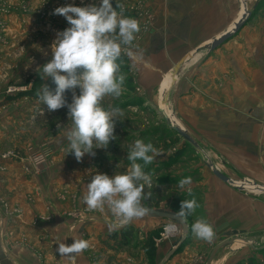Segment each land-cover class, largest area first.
I'll use <instances>...</instances> for the list:
<instances>
[{
	"label": "rangeland",
	"instance_id": "obj_1",
	"mask_svg": "<svg viewBox=\"0 0 264 264\" xmlns=\"http://www.w3.org/2000/svg\"><path fill=\"white\" fill-rule=\"evenodd\" d=\"M242 1L252 15L240 35L249 42L246 48H253L257 53L255 57L261 56L259 68L264 72V0H221L218 7L227 6L234 12L233 20H229L231 25L242 15ZM111 2L114 8L122 4L123 16L139 22L141 31L134 41V45H138V49H134L137 53L164 21L155 11L169 10L174 4V0ZM100 3L101 0H0V264H155L156 255L152 261L151 253H147L143 245L151 240L155 253L167 247L175 250L174 255L190 249L200 264H206L211 251L227 239L224 234L232 229H241L240 237L254 247L264 246V194L249 191L251 187L245 193L238 192L245 197L246 212L237 215L230 212V205L237 204V199L228 197L213 181L212 173L205 166L206 158L196 154L163 121L159 111L160 94L168 74H162V79H153L146 74L147 68L140 65L138 56L121 55L117 62L120 74L125 75L122 94L118 98L106 96L102 101L106 110L119 108L122 112L114 129L116 138L106 148H94V156L85 154L79 162L69 152L66 130L72 122L68 108L49 112L38 101L37 92L51 79H41L37 69L52 59L51 45L57 32L70 26L63 16L53 15V10L66 5L84 7ZM251 52L247 56H251ZM76 93L79 94V88ZM68 98L71 103V91ZM172 101L171 89L167 110L171 120L177 121ZM137 139L151 142L161 153L152 164L143 166L144 171L152 175V188L145 187L152 196L143 201L144 206L151 201V209L175 214L180 211L183 200L195 198L200 206L184 220L188 234H183L176 223L148 213L122 227L103 228L106 234L89 241L90 247L81 253H59V244L70 246L74 239H84L82 232L91 229L89 222L96 216L106 219L110 213L107 208L103 212L89 211L83 202L87 185L97 173L110 177L126 173L130 167L127 153ZM200 147L217 169L234 172L201 140ZM138 162L143 165L142 161ZM187 177L192 178L191 195L188 186L179 187V181ZM37 202L48 204L45 213H36ZM52 204L64 210L58 212ZM79 205L83 206L82 210ZM56 219L69 221L67 235L53 233L51 239L49 235H40L41 230L37 228L41 223L51 227ZM197 219H204L213 226L215 237L211 243L194 236L192 225ZM83 220L89 224L82 225ZM112 221L115 223L113 217ZM169 224H176L177 231L166 233L165 226ZM125 226L137 231V243H132L130 249L115 252L110 249L114 243L109 235ZM151 232L152 235H148ZM76 255H79L78 263ZM250 261L264 264V251L236 241L218 250L211 264H250Z\"/></svg>",
	"mask_w": 264,
	"mask_h": 264
},
{
	"label": "crops",
	"instance_id": "obj_2",
	"mask_svg": "<svg viewBox=\"0 0 264 264\" xmlns=\"http://www.w3.org/2000/svg\"><path fill=\"white\" fill-rule=\"evenodd\" d=\"M218 1L221 0H174L169 10L155 11L156 16L164 17V21L147 42L141 44L140 52L134 55L139 57L140 65L147 68V75L162 79V74H168L183 57L233 27L238 20L229 25L234 12H230L226 5L224 9L218 7L221 5ZM240 31L213 52L198 55L184 65L172 87V107L178 118L175 122L188 130L199 145L200 140L204 142L211 153L234 170L228 173L218 169L223 175L235 182L248 180L264 187V72L259 68L262 58L255 57L257 53L253 48H246L249 42L245 41L243 34L240 35ZM250 52L251 56H247ZM233 175L241 177L235 179ZM213 181L228 197L237 199V204L230 205V212L234 211L236 215L246 212V200L242 194L214 176ZM47 206L46 202H37L34 208L39 215L45 213ZM52 207L58 212L64 210L57 204H52ZM79 207L82 210L83 206ZM81 222L82 225L88 223L87 220ZM89 223L91 229L84 230L82 234L90 243L97 236L106 234L105 229L114 224L110 213L106 219L96 216ZM41 225L37 228L41 230L40 235H49L50 239L53 233L67 235L70 228L68 220L56 219L51 227L47 223ZM174 253L175 250L169 247L159 248L155 264H200L193 250ZM77 257L78 263L79 255Z\"/></svg>",
	"mask_w": 264,
	"mask_h": 264
},
{
	"label": "clouds",
	"instance_id": "obj_3",
	"mask_svg": "<svg viewBox=\"0 0 264 264\" xmlns=\"http://www.w3.org/2000/svg\"><path fill=\"white\" fill-rule=\"evenodd\" d=\"M123 10L122 4L114 8L111 0H101L99 6L66 5L55 8L52 13L63 16L70 26L57 32L51 45L52 59L37 69L41 79L50 78L54 82L55 90L44 84L37 97L49 112L68 108L72 126L66 130V138L70 142L69 152L78 162L85 154L94 156V148H106L116 138L114 129L122 112L119 108L106 110L102 101L106 96H121L125 75L120 74L117 61L122 54L129 57L137 54L134 49H138V45H134V41L141 31L139 22L124 17ZM66 91L72 93L71 103L66 99ZM160 154L151 142L135 140L127 153L130 167L126 173L92 176L83 196L87 209L103 212L107 208L115 221L111 227L123 226L147 215L149 209L143 201L151 198L152 192L145 193L144 189L152 188V175L146 173L143 166L152 164ZM191 184V177L179 181L181 189L188 186L189 195ZM199 206L195 198L183 200L175 215L183 221ZM176 231V224L165 226L166 233ZM192 232L197 239L208 243L215 237L213 226L204 219L193 223ZM89 247V241L74 239L70 246L59 244L57 250L61 254L81 253Z\"/></svg>",
	"mask_w": 264,
	"mask_h": 264
},
{
	"label": "water",
	"instance_id": "obj_4",
	"mask_svg": "<svg viewBox=\"0 0 264 264\" xmlns=\"http://www.w3.org/2000/svg\"><path fill=\"white\" fill-rule=\"evenodd\" d=\"M242 6L244 8V13L242 16L237 20V22L234 23L233 27L223 33L222 35L212 39L210 42L206 43L205 45L201 46L200 48H197L194 50L192 53L186 55L183 57L181 60H179L173 68L169 71V74L171 76V84L170 86L165 89L162 92L161 95V100H160V105L162 108L159 109L160 113L163 115V121L166 125L169 126V128L176 133L184 142H186L196 154L200 156H204L206 158L205 160V166L208 168V170L212 173L214 177H216L219 181L230 187L231 189L240 192V193H245L247 192L248 187L254 188L256 191H258L261 194H264V187L259 186L253 182H250L248 180H244L242 182H235L232 179L226 177L223 175L212 163L211 160L206 156V154L202 151L200 145L196 142V140L183 128L178 126L175 121L171 120L168 118V116L165 115L163 107L169 108L168 105V99H169V94L170 91L175 83V79L180 73L181 69L184 67L185 64L189 63L194 57L198 55H207L217 48H219L222 44L230 40L233 36H235L246 24L250 16L252 15V11H248L246 5L244 4V1H242ZM255 9V8H254ZM147 208V207H146ZM149 209V208H148ZM149 214L160 219H165L169 220L171 222L176 223L177 225L180 226L182 233L183 234H188V225L186 222L183 220H180L179 217H177L175 214L170 213V212H164L160 210H154V209H149ZM237 231H232V232H227L224 234L226 240L220 242L210 253L206 264H211L215 254L220 250L221 248L231 246L234 244L236 241H241L244 242L247 246L251 247V249L256 250V251H264V246L260 247H254L251 242H249L247 239L240 237Z\"/></svg>",
	"mask_w": 264,
	"mask_h": 264
},
{
	"label": "trees",
	"instance_id": "obj_5",
	"mask_svg": "<svg viewBox=\"0 0 264 264\" xmlns=\"http://www.w3.org/2000/svg\"><path fill=\"white\" fill-rule=\"evenodd\" d=\"M49 87L50 90L54 91L56 85L54 84V82L52 80H49L46 83ZM66 99L69 100V91H66L65 93ZM38 98V97H37ZM145 193H147L148 191L146 190V188L144 189ZM153 195H155V193H153ZM151 203V201H150ZM148 202L147 207L149 209H151V204ZM189 230V228H188ZM137 233V231L132 227V226H125L122 229H120L119 232H113L109 235V240L112 241L114 243V246L110 247L111 250L116 251H121L122 249H130L132 247V243L136 242V238H135V234ZM148 235H152V232ZM137 243V242H136ZM146 243V244H145ZM143 243V245H145L144 250L147 253H151L150 258L152 261H154V257L156 255L155 253V245L154 242L151 240L149 242H145ZM148 243H150L148 245ZM255 262L250 261V264H254ZM153 264V262L151 263ZM256 264V263H255Z\"/></svg>",
	"mask_w": 264,
	"mask_h": 264
},
{
	"label": "bare ground",
	"instance_id": "obj_6",
	"mask_svg": "<svg viewBox=\"0 0 264 264\" xmlns=\"http://www.w3.org/2000/svg\"><path fill=\"white\" fill-rule=\"evenodd\" d=\"M244 13V8H243V6H242V14ZM242 16V15H241ZM198 57V56H197ZM195 58V57H194ZM193 58V59H194ZM171 84V76H170V74L168 73V75L166 76V78H165V81H164V84H163V86H162V91H161V95H162V92L165 90V89H167L168 87H169V85ZM162 108V107H161ZM163 109H164V113H165V115L166 116H168V118H170L169 117V113L167 112V110H166V107H163ZM171 119V118H170ZM248 188H250V187H248ZM249 191H256L254 188H252L251 187V189L249 190ZM258 192V191H257Z\"/></svg>",
	"mask_w": 264,
	"mask_h": 264
}]
</instances>
